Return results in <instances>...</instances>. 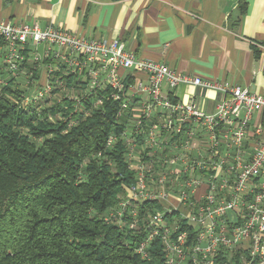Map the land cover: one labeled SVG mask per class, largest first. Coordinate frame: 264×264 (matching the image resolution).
Masks as SVG:
<instances>
[{"label": "built area", "instance_id": "built-area-1", "mask_svg": "<svg viewBox=\"0 0 264 264\" xmlns=\"http://www.w3.org/2000/svg\"><path fill=\"white\" fill-rule=\"evenodd\" d=\"M0 41V87L9 80L23 85L20 105L44 110L47 120L69 128L105 98L117 102L120 128L108 134L106 147L122 144L133 179L104 219L141 236L136 253L147 258L158 240L165 264H233L235 258L264 264V144L246 147L253 114L264 112L263 95L178 73L137 57L119 39L52 25L0 20ZM29 44H42L44 52H28ZM120 68L146 73V83L125 82ZM38 71L44 84L37 83ZM164 83L199 85L224 97L207 113L192 100L171 98Z\"/></svg>", "mask_w": 264, "mask_h": 264}, {"label": "trees", "instance_id": "trees-1", "mask_svg": "<svg viewBox=\"0 0 264 264\" xmlns=\"http://www.w3.org/2000/svg\"><path fill=\"white\" fill-rule=\"evenodd\" d=\"M23 91L0 87V264H165L158 240L142 258L141 236L104 219L133 179L122 144L106 147L117 102L66 128L21 106Z\"/></svg>", "mask_w": 264, "mask_h": 264}, {"label": "crops", "instance_id": "crops-1", "mask_svg": "<svg viewBox=\"0 0 264 264\" xmlns=\"http://www.w3.org/2000/svg\"><path fill=\"white\" fill-rule=\"evenodd\" d=\"M0 20L119 39L137 57L264 96V0H0ZM27 51L42 54L44 46L29 44ZM118 73L127 83H146L144 72L120 68ZM37 75L44 79L40 71ZM163 91L175 100H192L207 113L224 97L194 84L164 83ZM246 140L249 152L256 142L264 144V112L253 114Z\"/></svg>", "mask_w": 264, "mask_h": 264}, {"label": "rangeland", "instance_id": "rangeland-1", "mask_svg": "<svg viewBox=\"0 0 264 264\" xmlns=\"http://www.w3.org/2000/svg\"><path fill=\"white\" fill-rule=\"evenodd\" d=\"M37 76H38V75H37ZM21 79L23 80V82L25 81V80H24V77H21ZM30 83H31V82H28L29 85H30ZM37 83H38V85L44 84V83H45V79L38 78ZM22 86H23V85H21V87H22ZM62 91H64V90H62ZM64 94H65V92H61L60 95H62V96H61L60 98L64 97ZM68 94H69V93H68ZM54 97H56V96H54Z\"/></svg>", "mask_w": 264, "mask_h": 264}]
</instances>
